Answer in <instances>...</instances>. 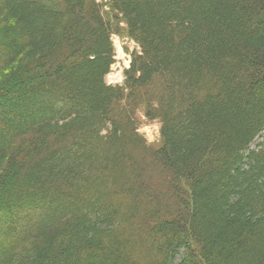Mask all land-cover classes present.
<instances>
[{"label": "trees", "instance_id": "trees-1", "mask_svg": "<svg viewBox=\"0 0 264 264\" xmlns=\"http://www.w3.org/2000/svg\"><path fill=\"white\" fill-rule=\"evenodd\" d=\"M109 6L114 87L96 0H0V264H264V0Z\"/></svg>", "mask_w": 264, "mask_h": 264}, {"label": "rangeland", "instance_id": "rangeland-1", "mask_svg": "<svg viewBox=\"0 0 264 264\" xmlns=\"http://www.w3.org/2000/svg\"><path fill=\"white\" fill-rule=\"evenodd\" d=\"M96 2L101 6L103 17L110 24L112 32L110 38L114 50V64L104 81L108 86H121L124 83V71L130 64L131 54L138 51L139 48L125 33V25L120 21H114V13L110 9L109 0H96ZM144 113V105H139L135 109L134 118L131 119L132 124L146 146L149 149H155L160 145V121L158 119H147ZM157 171L159 174L163 173L160 168ZM180 186L186 189L184 184L181 183ZM0 214L1 219L2 213ZM189 239L191 240L190 237ZM192 245L194 247V243Z\"/></svg>", "mask_w": 264, "mask_h": 264}]
</instances>
